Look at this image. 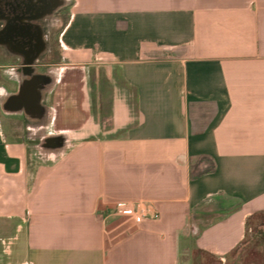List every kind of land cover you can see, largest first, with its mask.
Instances as JSON below:
<instances>
[{
    "label": "crops",
    "instance_id": "crops-1",
    "mask_svg": "<svg viewBox=\"0 0 264 264\" xmlns=\"http://www.w3.org/2000/svg\"><path fill=\"white\" fill-rule=\"evenodd\" d=\"M65 8L54 50L0 45V264H224L264 211V0Z\"/></svg>",
    "mask_w": 264,
    "mask_h": 264
},
{
    "label": "flooded vegetation",
    "instance_id": "flooded-vegetation-1",
    "mask_svg": "<svg viewBox=\"0 0 264 264\" xmlns=\"http://www.w3.org/2000/svg\"><path fill=\"white\" fill-rule=\"evenodd\" d=\"M60 0H0V45L4 54H35L41 47L40 37L28 29L27 23L37 21L49 35L47 50H54L51 33L61 24ZM60 22V24H59ZM58 29V28H57Z\"/></svg>",
    "mask_w": 264,
    "mask_h": 264
},
{
    "label": "rangeland",
    "instance_id": "rangeland-1",
    "mask_svg": "<svg viewBox=\"0 0 264 264\" xmlns=\"http://www.w3.org/2000/svg\"><path fill=\"white\" fill-rule=\"evenodd\" d=\"M67 13V8L62 10L61 24L65 21ZM59 26L60 25L55 27V30H53L54 32L51 33L54 48L56 46L54 43V36L58 32ZM257 232H260V234ZM257 232L249 234L248 244L233 256L234 262H232V264H264V229H260V231L257 230ZM196 260H198L196 264H198L199 260L202 264H221L216 258H206L202 257V255H198Z\"/></svg>",
    "mask_w": 264,
    "mask_h": 264
},
{
    "label": "built area",
    "instance_id": "built-area-1",
    "mask_svg": "<svg viewBox=\"0 0 264 264\" xmlns=\"http://www.w3.org/2000/svg\"><path fill=\"white\" fill-rule=\"evenodd\" d=\"M111 213L113 216L122 218L134 225L159 219L157 211L147 203L118 202L112 206Z\"/></svg>",
    "mask_w": 264,
    "mask_h": 264
},
{
    "label": "trees",
    "instance_id": "trees-1",
    "mask_svg": "<svg viewBox=\"0 0 264 264\" xmlns=\"http://www.w3.org/2000/svg\"><path fill=\"white\" fill-rule=\"evenodd\" d=\"M260 229H264V211L255 213L247 218L245 222V236L240 244L225 257L224 264H232V262H234L233 256L248 244L249 234H253L257 232V230L260 231ZM257 233L260 234V232ZM199 255H202V257L206 258H214L213 256L206 253H201Z\"/></svg>",
    "mask_w": 264,
    "mask_h": 264
},
{
    "label": "clouds",
    "instance_id": "clouds-1",
    "mask_svg": "<svg viewBox=\"0 0 264 264\" xmlns=\"http://www.w3.org/2000/svg\"><path fill=\"white\" fill-rule=\"evenodd\" d=\"M3 27V24H0V28ZM56 69L55 68H51L49 69V74H51L53 76V78L56 75ZM3 76L8 77L11 80H14L16 83L20 84L22 82V80L24 79V77L22 76V74H20L17 71V66L16 65H9L7 67H5L3 69ZM10 94L7 90H3L0 91V104H2L4 102V99H6Z\"/></svg>",
    "mask_w": 264,
    "mask_h": 264
}]
</instances>
